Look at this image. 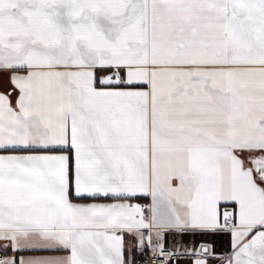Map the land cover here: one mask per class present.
I'll list each match as a JSON object with an SVG mask.
<instances>
[{
    "label": "snow or ice",
    "instance_id": "1",
    "mask_svg": "<svg viewBox=\"0 0 264 264\" xmlns=\"http://www.w3.org/2000/svg\"><path fill=\"white\" fill-rule=\"evenodd\" d=\"M0 89V264H264V0H0Z\"/></svg>",
    "mask_w": 264,
    "mask_h": 264
},
{
    "label": "crops",
    "instance_id": "2",
    "mask_svg": "<svg viewBox=\"0 0 264 264\" xmlns=\"http://www.w3.org/2000/svg\"><path fill=\"white\" fill-rule=\"evenodd\" d=\"M3 90V89H0ZM135 202H146L150 204V198H141L138 201ZM207 242L210 244H214L215 251L217 253H224L227 252L230 244V237L229 236H218V237H208ZM58 254H65V253H58ZM139 257V254L137 255V259ZM214 264H220V261H214Z\"/></svg>",
    "mask_w": 264,
    "mask_h": 264
},
{
    "label": "built area",
    "instance_id": "3",
    "mask_svg": "<svg viewBox=\"0 0 264 264\" xmlns=\"http://www.w3.org/2000/svg\"><path fill=\"white\" fill-rule=\"evenodd\" d=\"M138 203H140V204H142L144 206H147L148 205V203H146V202H138ZM139 259H140V254H139V257H138V261H139ZM142 264H158V262L157 261H154L152 259V254L149 252V253H147V254L144 255Z\"/></svg>",
    "mask_w": 264,
    "mask_h": 264
}]
</instances>
